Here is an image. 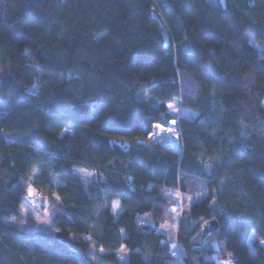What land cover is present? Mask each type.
Instances as JSON below:
<instances>
[{"label":"trees","instance_id":"16d2710c","mask_svg":"<svg viewBox=\"0 0 264 264\" xmlns=\"http://www.w3.org/2000/svg\"><path fill=\"white\" fill-rule=\"evenodd\" d=\"M263 98L264 0H0V264H264Z\"/></svg>","mask_w":264,"mask_h":264},{"label":"rangeland","instance_id":"374dc122","mask_svg":"<svg viewBox=\"0 0 264 264\" xmlns=\"http://www.w3.org/2000/svg\"><path fill=\"white\" fill-rule=\"evenodd\" d=\"M211 3H216L217 1H223V0H209ZM4 105H5V101L0 99V114L3 112L4 110ZM169 105H172L171 108H169ZM261 107L264 108V98L261 100L260 102ZM167 110L170 112L171 115L174 116H184L187 118H193L196 115L195 111H192L190 109L184 108L180 105L179 102H169L167 105ZM170 121V120H169ZM168 121L166 126H163L162 124L159 123H154L153 127H152V131L154 129V125L155 124H159L161 125L163 128H168L171 129L173 131H176L177 137H178V144H180V138H179V130L177 128V123H176V119L173 118V121H175L174 124H169L170 122ZM149 137L157 142H159L157 139L153 138L151 136V132L149 134ZM160 143V142H159ZM171 147V146H170ZM180 148V147H179ZM73 173L79 178L81 179L84 183H93L95 181V175L92 171H89L88 169L82 168V167H75L73 170ZM40 197V195H39ZM40 198H33V202H41ZM42 202L46 203V201ZM188 202H186V204L184 205V211L185 213L188 210ZM52 215V211L48 210L47 208H39L37 206L34 205V203H26L21 209H20V213L19 216L14 218L11 217L8 220L11 222L16 223L19 227L23 228V229H27V230H31V229H44V230H48V231H53V228L50 227V217ZM165 227H168V224L165 225ZM254 238V232H251L249 239H248V246H249V250L251 252H253V248H252V239ZM117 254L119 256L120 259V264H125L127 261V255H128V251L127 249L121 245L118 249H117ZM89 258L94 261V262H103V260L96 254H94L93 252L89 253ZM216 261L218 264H224L225 261H227L226 258H222V257H216Z\"/></svg>","mask_w":264,"mask_h":264},{"label":"bare ground","instance_id":"6f19581e","mask_svg":"<svg viewBox=\"0 0 264 264\" xmlns=\"http://www.w3.org/2000/svg\"><path fill=\"white\" fill-rule=\"evenodd\" d=\"M159 124L154 125V129L151 132V136L157 139L161 144L171 146L175 149L179 148L178 137L176 131L168 128L157 127Z\"/></svg>","mask_w":264,"mask_h":264},{"label":"water","instance_id":"95a60500","mask_svg":"<svg viewBox=\"0 0 264 264\" xmlns=\"http://www.w3.org/2000/svg\"><path fill=\"white\" fill-rule=\"evenodd\" d=\"M161 145H164V144H161ZM164 146H168V145H164ZM179 149L180 148L175 149V150L178 151ZM216 229H217V221L215 219L205 221L202 224V228H201L202 236H201L200 242L204 241L208 236H210L212 232L216 231Z\"/></svg>","mask_w":264,"mask_h":264},{"label":"snow or ice","instance_id":"6c2138e0","mask_svg":"<svg viewBox=\"0 0 264 264\" xmlns=\"http://www.w3.org/2000/svg\"><path fill=\"white\" fill-rule=\"evenodd\" d=\"M171 107H172V105H169V108H171ZM172 123H175V121H172ZM157 127H161V125H157ZM34 194H35L34 193V189L32 188L31 185H29L28 189H27V195L29 197H32V196H34ZM261 243H264V241H261ZM224 264H231V262L230 261H225Z\"/></svg>","mask_w":264,"mask_h":264},{"label":"built area","instance_id":"2783aa9c","mask_svg":"<svg viewBox=\"0 0 264 264\" xmlns=\"http://www.w3.org/2000/svg\"><path fill=\"white\" fill-rule=\"evenodd\" d=\"M172 255L175 256V257L181 258L180 255H179V253H178L177 251H173V252H172ZM228 261H230L231 264H233V260L228 259Z\"/></svg>","mask_w":264,"mask_h":264},{"label":"crops","instance_id":"0c3cea01","mask_svg":"<svg viewBox=\"0 0 264 264\" xmlns=\"http://www.w3.org/2000/svg\"><path fill=\"white\" fill-rule=\"evenodd\" d=\"M169 103V102H168ZM168 103H166V105L168 104ZM169 112V111H168ZM170 113V112H169ZM172 116H174V115H172ZM171 120V119H170ZM172 120H173V118H172Z\"/></svg>","mask_w":264,"mask_h":264},{"label":"clouds","instance_id":"9594fccd","mask_svg":"<svg viewBox=\"0 0 264 264\" xmlns=\"http://www.w3.org/2000/svg\"><path fill=\"white\" fill-rule=\"evenodd\" d=\"M152 132V131H151Z\"/></svg>","mask_w":264,"mask_h":264}]
</instances>
